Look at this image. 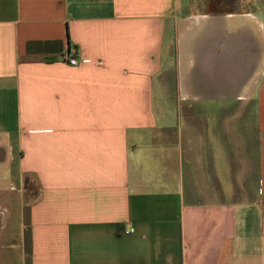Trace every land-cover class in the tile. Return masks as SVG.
I'll use <instances>...</instances> for the list:
<instances>
[{"label":"crops","instance_id":"crops-1","mask_svg":"<svg viewBox=\"0 0 264 264\" xmlns=\"http://www.w3.org/2000/svg\"><path fill=\"white\" fill-rule=\"evenodd\" d=\"M191 6L0 0V264H264V8Z\"/></svg>","mask_w":264,"mask_h":264},{"label":"rangeland","instance_id":"rangeland-1","mask_svg":"<svg viewBox=\"0 0 264 264\" xmlns=\"http://www.w3.org/2000/svg\"><path fill=\"white\" fill-rule=\"evenodd\" d=\"M191 4V12H250L264 8V0H191ZM220 4L224 5V9H215ZM181 13L187 14V10ZM34 189L29 192V198L35 193Z\"/></svg>","mask_w":264,"mask_h":264},{"label":"built area","instance_id":"built-area-1","mask_svg":"<svg viewBox=\"0 0 264 264\" xmlns=\"http://www.w3.org/2000/svg\"><path fill=\"white\" fill-rule=\"evenodd\" d=\"M77 52L76 49H73L71 52H68L66 54H64L63 56V61L69 65L75 66L78 64V59L76 56H74V54Z\"/></svg>","mask_w":264,"mask_h":264}]
</instances>
